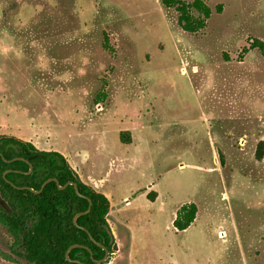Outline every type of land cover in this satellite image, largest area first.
Wrapping results in <instances>:
<instances>
[{
  "label": "rangeland",
  "instance_id": "1",
  "mask_svg": "<svg viewBox=\"0 0 264 264\" xmlns=\"http://www.w3.org/2000/svg\"><path fill=\"white\" fill-rule=\"evenodd\" d=\"M206 1L191 34L162 0H0V134L104 176L128 221L107 264H264V0ZM12 243L0 264H31Z\"/></svg>",
  "mask_w": 264,
  "mask_h": 264
},
{
  "label": "trees",
  "instance_id": "2",
  "mask_svg": "<svg viewBox=\"0 0 264 264\" xmlns=\"http://www.w3.org/2000/svg\"><path fill=\"white\" fill-rule=\"evenodd\" d=\"M177 11L178 25L186 32L198 34L205 30L208 19L213 13L206 0H162ZM224 5L219 3L215 10L223 11ZM264 48V42L255 39L250 48ZM125 134L128 136L125 137ZM120 140L131 142L128 130L120 132ZM263 141H261L256 157L262 159ZM23 157V159H13ZM32 165V170L26 173ZM8 172L4 176V172ZM49 177H56L61 185L69 181L77 183L79 191L86 197L76 193L73 185L60 189L55 181L49 182L40 193L28 189H18V186H30L36 190ZM156 191L147 193L154 201ZM91 210L78 217V224L85 227L96 242L101 243L109 253L116 248L115 236L108 221L110 211L109 198L85 183L67 158L57 150L37 148L32 142L14 135L0 134V199L7 209L0 207V222L13 237L11 250L31 264H81L65 259L67 248L79 243L89 246L93 258L85 247L73 248L72 259H78L86 264H107L108 260L100 262L105 255V249L90 238L89 233L73 222L76 213L88 208ZM198 206L195 202H185L177 210L173 226L177 231L186 230L196 219Z\"/></svg>",
  "mask_w": 264,
  "mask_h": 264
},
{
  "label": "crops",
  "instance_id": "3",
  "mask_svg": "<svg viewBox=\"0 0 264 264\" xmlns=\"http://www.w3.org/2000/svg\"><path fill=\"white\" fill-rule=\"evenodd\" d=\"M21 128L16 129V133H23L22 130H20ZM10 131V129L8 128L6 123H2L0 125V132H8ZM130 131V130H129ZM131 133V131H130ZM8 134V133H7ZM11 134V133H10ZM13 135V134H11ZM19 137V135H14ZM131 136L133 137L132 133ZM21 138V137H19ZM26 141H30L33 144H36V142L38 141L37 138H22ZM39 142V141H38ZM37 146V145H36ZM41 148V147H39ZM42 149V148H41ZM52 150V149H49ZM61 152L65 157H67V159L69 160L71 166L77 171V173L79 174V176L81 177V179L91 185L93 188H95L97 191L104 193L110 201V211L108 214V221L110 222V217L112 218V221L114 222V225H118L119 223L121 224L122 222L126 223L128 225V221L123 220L120 216L119 213L120 211L117 209V205L113 203L112 198H113V194L111 193L110 189L107 186V181L104 178V176L102 175H98V174H93V172H91V170L86 168V157L82 156V150L75 149V151H59ZM126 203H129L130 200L126 199L125 200ZM111 226L112 231L114 232V228L112 226L111 223H109Z\"/></svg>",
  "mask_w": 264,
  "mask_h": 264
},
{
  "label": "water",
  "instance_id": "4",
  "mask_svg": "<svg viewBox=\"0 0 264 264\" xmlns=\"http://www.w3.org/2000/svg\"><path fill=\"white\" fill-rule=\"evenodd\" d=\"M13 159H23V160H24L25 158H23V157H15V158H13ZM13 159H6V158L4 157V160H5V161H12ZM31 170H32V165L30 164V169H29L26 173H29ZM7 172H8V170H6V171L4 172V176H5V174H6ZM51 181H55L60 189H64V188L67 187L68 185H73L74 188H75V191H76V193H77L78 195L83 196V197H86L84 194H82V193L79 191V188H78V185H77L76 182H74V181H69V182L65 183L64 185H61L60 182H59V180H58L56 177H49L48 179H46V180L41 184V187H40L38 190H36V189H34V188L30 187V186H18V185L14 184V183H12V185H13L14 187L18 188V189H28V190H31V191H33V192H35V193H40V192L44 189V187H45L49 182H51ZM88 201H89L88 208H87L86 210L82 211V212H78V213H76V214L74 215V217H73V222H74V224L77 225L78 227H81L82 229L86 230V231L89 233L90 238H91L93 241H95V239H94L93 236L90 234V232H89L85 227L79 225V224H78V221H77V219H78L79 216H81V215H83V214H86V213H88V212L91 210V207H92V201H91L90 198H88ZM0 205L6 209V206L4 205V203H3L2 201H0ZM95 242H96V241H95ZM96 243H97L98 245L102 246V247L105 249V247H104L101 243H99V242H96ZM76 247H85L86 249L89 250L91 258H93V251H92V249H91L89 246H86V245H83V244H79V243H74V244L70 245V246L67 248L66 252H65V259H66L67 261H69V262H77V263H81V264H86V263H84V262H81V261L78 260V259H72V258L70 257V252H71V250H72L73 248H76ZM108 256H109V250H108V249H105V255H104V257H103L102 259H100L99 261H100V262L106 261V260L108 259Z\"/></svg>",
  "mask_w": 264,
  "mask_h": 264
},
{
  "label": "flooded vegetation",
  "instance_id": "5",
  "mask_svg": "<svg viewBox=\"0 0 264 264\" xmlns=\"http://www.w3.org/2000/svg\"><path fill=\"white\" fill-rule=\"evenodd\" d=\"M0 201H2L1 199H0ZM3 202V201H2ZM4 203V202H3ZM4 205H5V203H4ZM0 207L1 208H3V209H5L4 207H2L1 205H0ZM7 209V208H6ZM0 225H3L5 228H6V226L2 223V222H0ZM7 229V228H6ZM8 231V230H7Z\"/></svg>",
  "mask_w": 264,
  "mask_h": 264
}]
</instances>
